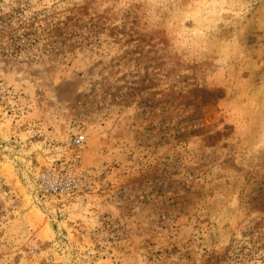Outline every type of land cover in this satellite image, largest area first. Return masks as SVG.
I'll return each instance as SVG.
<instances>
[{"label":"rangeland","instance_id":"obj_1","mask_svg":"<svg viewBox=\"0 0 264 264\" xmlns=\"http://www.w3.org/2000/svg\"><path fill=\"white\" fill-rule=\"evenodd\" d=\"M0 264H264V0H0Z\"/></svg>","mask_w":264,"mask_h":264},{"label":"built area","instance_id":"obj_2","mask_svg":"<svg viewBox=\"0 0 264 264\" xmlns=\"http://www.w3.org/2000/svg\"><path fill=\"white\" fill-rule=\"evenodd\" d=\"M83 136H76L73 144L80 146ZM57 170L49 171L43 175V188L46 194L54 197L71 199L80 194L86 186L84 172L80 167L79 156L70 160L69 165L61 164Z\"/></svg>","mask_w":264,"mask_h":264}]
</instances>
